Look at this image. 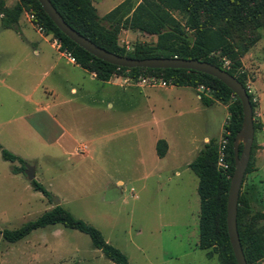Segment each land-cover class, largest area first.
I'll return each instance as SVG.
<instances>
[{
	"label": "rangeland",
	"instance_id": "374dc122",
	"mask_svg": "<svg viewBox=\"0 0 264 264\" xmlns=\"http://www.w3.org/2000/svg\"><path fill=\"white\" fill-rule=\"evenodd\" d=\"M120 1L91 0L100 16ZM29 14L24 11L19 18L28 47L14 30L0 27V146L34 168L35 180L50 197L33 189L25 170L14 173L12 168L21 164L4 160L0 149V229L35 219L56 198L73 216L98 228L130 264H202V250L194 247L198 178L185 163L209 138L221 137L226 105L204 106L194 88H172L184 93L180 99L164 95L170 86L137 83L143 76L131 83L126 75L113 76V84H107L64 59L51 70L55 40L39 33ZM173 15L184 22L179 12ZM131 33L118 35L127 50L137 42L156 41L155 35ZM255 34L257 40L246 50L248 34H235L233 41L241 63L237 69L253 95L256 125L250 170L239 191L246 219L264 210V25ZM36 45L44 54H33ZM72 86L76 91H70ZM59 125L68 132L57 142ZM156 137L171 143L165 160L152 157ZM257 227L264 236V219ZM212 263L218 264L216 257ZM0 264L114 263L87 234L54 224L12 243L0 237Z\"/></svg>",
	"mask_w": 264,
	"mask_h": 264
},
{
	"label": "trees",
	"instance_id": "16d2710c",
	"mask_svg": "<svg viewBox=\"0 0 264 264\" xmlns=\"http://www.w3.org/2000/svg\"><path fill=\"white\" fill-rule=\"evenodd\" d=\"M63 20L79 34L110 52L132 58L178 57L198 59L214 64L236 77L246 88L253 107V95L245 84V74L238 71L241 65L235 49V34L243 38L248 34L244 50L257 40L255 31L264 25V0H122L103 16H99L91 0H50ZM24 11L33 15L31 22L42 28L44 35H51L59 44V50L68 53L82 69L93 73L102 82L113 76L126 75L133 80L139 76L154 75L173 86H188L198 91L204 106L215 102L226 105L227 121L222 126L221 137H227L224 161L227 168L218 165L220 138L211 137L205 142L188 167L198 178L199 196L198 247L209 257L216 256L219 264H237L226 225V205L230 177L234 168L233 140L242 123L240 100L217 78L198 71L181 68H125L101 60L69 39L48 17L37 0H17L6 6L0 0V26L19 32V18ZM179 12L184 22L173 12ZM123 29L155 35L154 44L137 42L127 50L118 42ZM237 32V33H235ZM243 32V33H239ZM230 60L229 66L223 60ZM254 124V131H255ZM264 128V124H260ZM254 140V139H253ZM242 146H239L241 150ZM4 160L18 161L14 173L24 172L26 161L0 146ZM158 157H163L167 142L159 138L155 144ZM248 163L245 174L250 170ZM34 190L45 196L50 193L35 179L30 181ZM239 195L237 205V230L247 264H259L264 258V236L257 223L264 219V210L245 218L248 209ZM64 227L87 234L92 246L114 264H130L119 248L109 243L95 226L73 216L60 204L45 210L33 220L15 229H0V237L16 242L31 231L48 225Z\"/></svg>",
	"mask_w": 264,
	"mask_h": 264
},
{
	"label": "water",
	"instance_id": "95a60500",
	"mask_svg": "<svg viewBox=\"0 0 264 264\" xmlns=\"http://www.w3.org/2000/svg\"><path fill=\"white\" fill-rule=\"evenodd\" d=\"M37 1L48 17L69 39L101 60L125 68H181L206 73L220 80L238 97L241 103L243 117L240 129L233 140L234 168L230 177L227 196L226 225L229 241L237 264H247L237 230V205L240 187L250 159L254 139V122L252 105L248 92L243 84L226 70L207 61L178 57L132 58L110 52L94 44L91 40L70 27L63 20L50 0ZM240 145L242 146L241 150H239ZM25 174L29 181L35 179L34 168L32 166L26 165ZM53 204L54 206L59 205L60 201L53 198Z\"/></svg>",
	"mask_w": 264,
	"mask_h": 264
},
{
	"label": "crops",
	"instance_id": "0c3cea01",
	"mask_svg": "<svg viewBox=\"0 0 264 264\" xmlns=\"http://www.w3.org/2000/svg\"><path fill=\"white\" fill-rule=\"evenodd\" d=\"M16 1H17V0H5V4H6V6H12V5L15 4ZM120 2H121V1H120ZM92 3H93V2H92ZM21 15H22V14H21ZM99 16H100V15H99ZM102 16H103V15H102ZM18 23H19V21H18ZM0 27H1V26H0ZM1 28H2V27H1ZM14 32H15L17 35H19L21 39H23V42L26 44V47H28V45H29L30 42L25 38L20 23H19V32H16V31H14ZM121 32H123V34H125V35L132 34L130 29H123V30H121ZM136 33H137V34H141V33L138 32V31H135L134 34H136ZM119 34H120V33H119ZM45 36H46V35H45ZM29 46H30V45H29ZM50 48L55 50V54H50V58L52 59V60H51V64H50V69H51V70H54L56 67H58L60 64H62L61 61H62V59H64V60L66 61V64H70V65H72L73 68H76V69H78V70H82V71H84V72H87L86 70L82 69L78 64H76L74 61L70 60V59L68 58V56H67L64 52L60 51L59 48H58V45H57L55 42L52 41V42L50 43ZM32 49H33V54L36 55V56H39V55H41V54L43 53V52H42V51H43L42 48H38L37 45H36L35 47H33ZM43 54H44V53H43ZM87 73H89V72H87ZM47 74H48L47 71L43 72L42 77L46 76ZM89 75H90L91 78L96 79V78L94 77V74H93V73H89ZM100 82H102V81H100ZM104 83H107V84H113V82L111 81V79L108 80V81H106V82H104ZM114 84H115V83H114ZM169 86H170V87L167 89L168 93H166V94L163 93V94H164V95H169V94H170V95H173L174 97H177L178 99H180L181 97L183 98V97H184V93L173 91L172 88H190V89H192L191 87H188V86H173V85H169ZM162 88H165V87H162ZM48 90H50V92L53 91L51 88H48ZM70 91H71V92L76 91L75 87L72 86V87L70 88ZM148 95H149V94H147V97H149ZM196 96H197V98H200V96L198 95V93H196ZM106 103H107V106H112V103H111L110 101H107ZM59 126H60V125H59ZM67 132H68V131H67L65 128H63L62 126H60V132H59L58 136L56 137L57 142H58V141H59V142L62 141V140L65 138V136L67 135ZM159 138H160V137H156V138H154V140L152 141V146H153L152 157H153L154 159L157 158V160H165V159H167L168 155L170 154V151H171V143H170V141H169L168 139H165L166 142H167V150H166L165 155H164L163 157L160 158V157L157 156V154H156V150H155V144H156V141H157ZM207 138H208V137H206L205 140H207ZM163 139H164V138H163ZM76 147H77V146H76ZM76 147L74 148V150H76ZM191 161H192V160H191ZM191 161H187V162L185 163L186 166H188V164H189ZM194 247H195V248H198L199 250H202V259H201L202 264H213L212 261L215 259L216 256L209 257V256L207 255V253H206V250H204V249H200V248L198 247V242H197V244H195ZM193 250H195V249H193ZM218 264H219V263H218ZM262 264H264V258L262 259Z\"/></svg>",
	"mask_w": 264,
	"mask_h": 264
},
{
	"label": "built area",
	"instance_id": "2783aa9c",
	"mask_svg": "<svg viewBox=\"0 0 264 264\" xmlns=\"http://www.w3.org/2000/svg\"><path fill=\"white\" fill-rule=\"evenodd\" d=\"M33 15L32 14H29L28 15V18L29 20L31 21ZM34 25V24H33ZM36 28H37V31L39 33H43V30L41 27L37 26V25H34ZM57 45H58V48H59V44L57 43V41L55 40L54 41ZM65 53V52H64ZM68 58L72 61H74V58L71 57L68 53H65ZM224 65L226 67L229 66V63L227 60H224ZM132 81H134L133 79L131 78H126L125 79V82L126 83H131ZM137 83L141 84V85H149V86H158V87H167L169 86L170 84L165 81L164 79L160 78V77H156V76H143V77H140L137 81ZM199 91H202L203 90V87L200 86L197 88ZM220 148H219V157H218V165L222 168H227V164L226 162L224 161V149H225V145L227 143V137H220Z\"/></svg>",
	"mask_w": 264,
	"mask_h": 264
}]
</instances>
